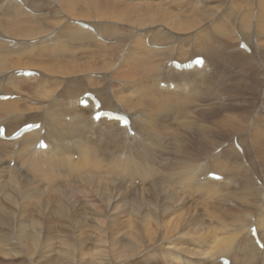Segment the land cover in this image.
<instances>
[{"label":"bare ground","instance_id":"obj_1","mask_svg":"<svg viewBox=\"0 0 264 264\" xmlns=\"http://www.w3.org/2000/svg\"><path fill=\"white\" fill-rule=\"evenodd\" d=\"M181 1L190 2L194 17L186 23L200 33L201 7ZM133 2L0 0V126L8 137L35 123L19 139L0 137V252H19L32 264H78L87 253L93 264H151L150 256L154 264H221V257L231 264H264V0L237 6L233 27L218 25V34L232 29L231 38L234 30L242 38L226 58L218 36H194L191 53L190 40L161 25L173 12L158 0ZM242 41L251 55L239 49ZM229 43L221 44L227 50ZM91 46L93 54H84ZM199 56L201 68L184 66ZM129 57L152 63L155 80L133 74L119 80L112 70ZM224 60L245 64L233 82L230 72L226 84L223 75L212 73L228 74ZM59 71L68 76L58 79ZM104 80L110 90H102ZM82 82L87 86L79 90ZM117 83L129 92L118 91ZM85 93L106 112L96 122L92 96L87 106L80 104ZM194 106L200 107L194 130L200 136L210 132L203 124L210 114L235 111L219 139L201 142L199 161L177 159L176 131L191 134V122L182 123L175 112L184 109L188 116ZM116 112L130 123L124 125ZM23 113L30 119L20 124ZM40 139L47 148L37 147ZM195 192L237 207L222 209L227 216L215 221L223 226L229 219L226 236L201 239L202 214L186 199ZM253 225L263 249L250 233Z\"/></svg>","mask_w":264,"mask_h":264},{"label":"rangeland","instance_id":"obj_2","mask_svg":"<svg viewBox=\"0 0 264 264\" xmlns=\"http://www.w3.org/2000/svg\"><path fill=\"white\" fill-rule=\"evenodd\" d=\"M158 1L161 3V5L167 11H169V12L171 11L175 14V16L173 18L164 19V21L161 23V25H166L171 30L177 32L181 36L186 37L188 40H190L191 41V53H192V51H194V40H195L194 36L200 37L201 35H203L205 33L211 38L212 41L214 40V38L216 36L219 37L218 45H220L219 48L222 51V58H226V54L236 53V50H238V48H237V45H234V44L238 41V38H239V40L242 38H240L241 36L238 35L239 32L237 30H234L235 35L233 38H231L232 29H229V30H231L229 32H225L223 34H218V25H221L224 28L233 27L232 18L234 16V12H235V9L237 6L242 5L246 2H254V3L257 2V3H259L261 0H198L199 2L197 0H190L191 1V7L195 6V5H199L201 7L203 13H204V20H203V22H201V25H199L200 27L198 26L200 28V33H198V34L196 32H194V30H196V29H191L189 27V25L186 23V22H189L190 20L192 21V19L194 17L193 11L192 10L188 11V9L190 7L189 1H181V0H158ZM136 3H140L143 5L145 2H144V0H135V2H133L131 5L133 6ZM48 6L49 5H46L44 7L47 8ZM42 11H47V10L42 9ZM68 17H71V16H68ZM175 24L176 25L177 24L178 25H185L188 29H178ZM119 26L121 28L125 27V25L122 23H119ZM203 28H205V30H203ZM36 41L37 40H35L32 43H36ZM224 41L230 42L228 47H227V50H225V48L221 44ZM187 45L189 46L188 43L184 45L185 48L188 47ZM239 49L241 51L244 50L241 48H239ZM13 50L17 51V49H15V48ZM94 50H95V47L91 46L85 51L84 54H87V53L93 54ZM224 50H225V53H224ZM249 50H250L249 52L245 50L247 55L252 54V48L251 47ZM224 61L226 63L225 69H226L228 74H226L223 71H214L212 73H218L220 75H223V77L225 79V84H226L227 80L229 79L230 72L232 71V76L229 79V81L233 82L234 81L233 78H235L234 76L238 75V73L240 72V66L243 67V66H245V64L242 65L240 61H236V60H234V61L229 60V62L226 60H224ZM135 62H137V64H135ZM118 64H119V66H117ZM126 69H128L132 72L126 73L125 72ZM112 71L116 72L117 78L121 81L125 80V75H127V74H133L136 76H140L144 79H146L147 75H151V79L155 80L154 73H155L156 69L154 68V65L150 62H147L143 59H137L136 57H129V58H126V61L123 59L117 61L116 65ZM57 75L60 76V77H58V79H61V77H67L68 76L61 71H59L57 73ZM127 81L130 82V79H127ZM81 85L77 86V88L79 90H81L83 85L87 86V83L82 82ZM94 87H96V89H94V90H97L98 88H101L102 85L94 86ZM115 87L118 91L123 92L124 94H127L129 92V91L124 90L120 83H117V85H115ZM161 87H164V86H161ZM105 88L107 90H110V88H111L109 86V82L107 80H104V87L102 88V90H104ZM140 93H141V84L135 85V90L133 91V95L135 97H137L140 95ZM106 94H107V96L110 97V93H106ZM203 101H208V100H203ZM216 101H218V100H216ZM219 103L220 102H218V104ZM228 103H230V102H228ZM199 108H200L199 106H194V108H192L191 111L189 112L190 116L186 115V111L184 109H178L175 112V115H177L182 120V123H188L189 124V122H191V134H190V132H188V130H183L181 132L176 131L178 136H179V140H180V142H179L180 152L176 156L177 159H184L187 157V158L196 159L197 161H199L200 156H201V151H200L201 142L205 139V137L206 138H214L216 140L219 139L218 133L225 127L224 124H225L226 120L230 117V115L233 113V111H235V110H229V111L225 110V111H219L217 113L210 114L207 117V119L205 121H203V124L209 127L210 132L204 136H200L194 132V130L196 128L195 122L198 121V118H201L200 115H197L199 112V110H198ZM25 116H26V114H24V113L19 115L20 119H22L20 124L22 122H25L26 120L30 119V118H28V119L25 118ZM15 124L18 126L17 122ZM176 124L177 125H174V126H176L177 128H179L181 126L178 123H176ZM219 151H220V148L215 150L216 153ZM163 159H165V160H163ZM163 159L162 160L160 159V160H161V162L163 161V163L165 164L166 159H168V158H163ZM160 160H159V163H160ZM157 163H158V161H157ZM159 163L157 165H160L163 169L166 167V165H164L163 163H161V164H159ZM5 164L6 165L9 164V158L5 159ZM11 165H14V162H11ZM202 177H203V175L201 176V178ZM138 184H140V182L138 183V180H137L136 185H138ZM122 190H125V189H122ZM215 197H217V198H207V195H203L199 192L198 193L197 192L191 193V195L186 197L187 201H188V199L191 201V203L188 201V204L190 203V204L194 205V207H196V209L198 208L197 211L199 210L198 212L199 213L201 212L200 214H202V215L199 214L202 223L197 225V227L198 226L201 227V228L199 227L198 230L200 232H202V234L205 236L201 239L208 240L214 236H218V237L226 236L227 231H225V230H227V224L229 222V219L227 221H225L223 226L218 225L215 221H218V219L222 220L223 218H225L227 216V215L223 216L221 214L220 211H222V209L225 210L226 208H229V206L231 207L232 210L237 208L235 206L234 207L231 206L232 204L227 203V201L224 198H221V197L219 198V196H215ZM218 198H219V200H218ZM199 203H200V205H197V206L195 205V204H199ZM201 204H202V206H201ZM219 209H221V210H219ZM202 212H204V213H202ZM209 214H210V216H209ZM211 214L212 215L214 214V215L212 216ZM222 216H223V218H222ZM210 218H212L214 221ZM209 222H211V223H209ZM214 223H215V226L217 225L218 228L215 227V229H214V227H213ZM203 224L204 225L206 224L207 227H209V229L207 227H205L206 225L204 226ZM190 234H191V232H190ZM77 235H78L77 236L78 238H81V237H79V235L84 236V234H82V233H77ZM88 237L94 239L97 237V235H89ZM1 243H0V250L3 248ZM196 244H197V242H192L191 248H194ZM111 251H112V249H111ZM89 252H90V250H89ZM89 254L90 253H87L86 256L88 258L86 257L84 259V261H82L83 263L79 262L78 264H93L94 261H92V260L89 261V259H90ZM6 255L7 254H2L0 252V264H32L31 260L26 255H20L19 252H15L11 256H8V255L6 256ZM155 257L159 259V255L155 254ZM85 260H88V262L87 261L85 262ZM150 260H151V264H154L153 262H157V259H155L153 256H150ZM97 263H95V264H97ZM54 264H58V262H54Z\"/></svg>","mask_w":264,"mask_h":264}]
</instances>
